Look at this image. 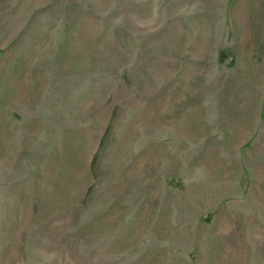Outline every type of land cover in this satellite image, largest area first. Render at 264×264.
<instances>
[{
	"label": "rangeland",
	"instance_id": "rangeland-1",
	"mask_svg": "<svg viewBox=\"0 0 264 264\" xmlns=\"http://www.w3.org/2000/svg\"><path fill=\"white\" fill-rule=\"evenodd\" d=\"M0 264H264V0H0Z\"/></svg>",
	"mask_w": 264,
	"mask_h": 264
},
{
	"label": "trees",
	"instance_id": "trees-1",
	"mask_svg": "<svg viewBox=\"0 0 264 264\" xmlns=\"http://www.w3.org/2000/svg\"><path fill=\"white\" fill-rule=\"evenodd\" d=\"M104 133H105V131H104ZM94 160H95V155H94V157L92 158V160L90 162L91 170H93V168H94Z\"/></svg>",
	"mask_w": 264,
	"mask_h": 264
}]
</instances>
